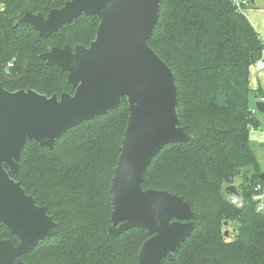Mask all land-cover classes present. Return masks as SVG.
Returning a JSON list of instances; mask_svg holds the SVG:
<instances>
[{"label": "trees", "instance_id": "16d2710c", "mask_svg": "<svg viewBox=\"0 0 264 264\" xmlns=\"http://www.w3.org/2000/svg\"><path fill=\"white\" fill-rule=\"evenodd\" d=\"M68 0H0V83L9 91L34 89L51 96L73 93L67 72L40 55L53 46H88L99 18L82 14L44 37L26 12L47 15ZM149 45L172 69L178 114L187 142L166 145L149 165L144 189L182 196L196 213L195 227L162 264H264V212L251 201L264 186V171L251 145L259 119L250 105V68L264 42L232 0H162ZM264 97V91L258 93ZM130 115L127 98L104 114L84 120L53 148L28 140L11 176L22 182L55 225L20 258L28 264H140L139 249L151 235L135 227L112 237L110 185ZM242 179L245 205L228 198V185ZM232 225V227H231ZM228 231V234L226 232ZM19 239L6 225L0 239Z\"/></svg>", "mask_w": 264, "mask_h": 264}, {"label": "water", "instance_id": "95a60500", "mask_svg": "<svg viewBox=\"0 0 264 264\" xmlns=\"http://www.w3.org/2000/svg\"><path fill=\"white\" fill-rule=\"evenodd\" d=\"M255 4V0H251ZM162 0H68L47 15L26 12L15 25L29 23L41 36L82 14L100 22L86 45L53 46L40 57L67 72L73 93L51 96L34 89L9 91L0 83V226L18 239H0V264H28L20 256L33 250L54 227L46 205L39 206L16 171L28 140L52 149L68 129L116 109L125 97L130 115L110 185L109 234L142 227L151 235L139 249L140 264H162L195 227L196 213L182 196L164 189H144L146 171L168 144L191 139L178 114L176 77L149 45ZM264 110V101L256 102ZM238 193L236 185L225 189ZM228 234V231L226 232Z\"/></svg>", "mask_w": 264, "mask_h": 264}, {"label": "crops", "instance_id": "0c3cea01", "mask_svg": "<svg viewBox=\"0 0 264 264\" xmlns=\"http://www.w3.org/2000/svg\"><path fill=\"white\" fill-rule=\"evenodd\" d=\"M254 27L256 28V30L258 31L259 35L261 36L264 42V33L262 32L261 28H258L256 25ZM249 81H250V87L252 89L250 105L255 116L259 119V127L251 130L250 139L252 143L259 142L262 144L263 147L262 154L264 156V110L260 111L256 105V102L261 100L257 96L258 93L264 91V69L256 70L253 66H251ZM261 168L264 171V163Z\"/></svg>", "mask_w": 264, "mask_h": 264}, {"label": "built area", "instance_id": "2783aa9c", "mask_svg": "<svg viewBox=\"0 0 264 264\" xmlns=\"http://www.w3.org/2000/svg\"><path fill=\"white\" fill-rule=\"evenodd\" d=\"M234 5L239 11L244 13L246 7L251 3V0H232ZM256 70L264 69V48L262 50V56L258 59L253 65ZM261 101H264V97L261 98ZM230 202L238 207L245 205V199L238 189V193H231L228 195ZM251 201L254 202L257 212H264V186L261 183H257L253 187V193L251 196Z\"/></svg>", "mask_w": 264, "mask_h": 264}, {"label": "rangeland", "instance_id": "374dc122", "mask_svg": "<svg viewBox=\"0 0 264 264\" xmlns=\"http://www.w3.org/2000/svg\"><path fill=\"white\" fill-rule=\"evenodd\" d=\"M244 14L247 16V18L250 20V22L253 24V26H257L258 28H261L262 32L264 33V0H255V4L252 2L248 7L245 8ZM251 145L257 155L258 161L260 166H263L264 163V156L262 154L263 147L262 144L257 142L251 141ZM242 179L239 177L235 180V184L239 189H241ZM232 227V225H231Z\"/></svg>", "mask_w": 264, "mask_h": 264}, {"label": "flooded vegetation", "instance_id": "af4514ba", "mask_svg": "<svg viewBox=\"0 0 264 264\" xmlns=\"http://www.w3.org/2000/svg\"><path fill=\"white\" fill-rule=\"evenodd\" d=\"M83 45V44H82ZM73 48H74V46H73Z\"/></svg>", "mask_w": 264, "mask_h": 264}]
</instances>
